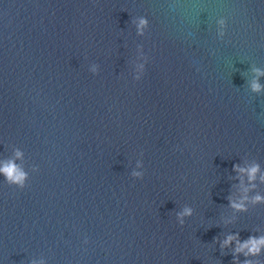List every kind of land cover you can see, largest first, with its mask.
I'll return each mask as SVG.
<instances>
[{"label":"clouds","instance_id":"1","mask_svg":"<svg viewBox=\"0 0 264 264\" xmlns=\"http://www.w3.org/2000/svg\"><path fill=\"white\" fill-rule=\"evenodd\" d=\"M144 23L145 21L142 20L141 25L143 26ZM253 91L256 92L260 91V86L258 84H253ZM17 155H19V153ZM258 171H259L258 166L252 167L251 169L248 170V176L250 181L255 179V175ZM0 173L5 175V177L10 183L20 184V185L23 184L24 173L20 171L17 168V166L12 162H8L5 164L3 168H0ZM260 199H261L260 197H256L257 201H259ZM232 206L237 209H241L242 207L241 205H236V204H233ZM185 214L190 215L191 213L189 210H186ZM230 240L231 238H229V241H226V243L230 242ZM261 247H264V238H260L259 240L250 238L249 241L241 245L237 249V251L240 252V251H244V249H247L246 255H258Z\"/></svg>","mask_w":264,"mask_h":264}]
</instances>
